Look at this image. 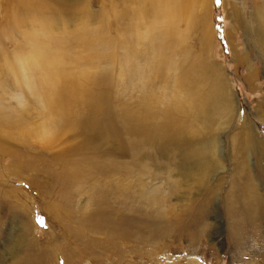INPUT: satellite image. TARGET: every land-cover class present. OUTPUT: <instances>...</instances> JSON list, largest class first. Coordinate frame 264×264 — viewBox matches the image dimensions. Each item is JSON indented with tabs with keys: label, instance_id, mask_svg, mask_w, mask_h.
Segmentation results:
<instances>
[{
	"label": "rangeland",
	"instance_id": "obj_1",
	"mask_svg": "<svg viewBox=\"0 0 264 264\" xmlns=\"http://www.w3.org/2000/svg\"><path fill=\"white\" fill-rule=\"evenodd\" d=\"M56 1L66 8L43 13L41 27L28 16L4 29L0 10V264H264V0H208L206 47L198 0L188 1L194 25L182 20L175 33L148 0ZM37 51L55 64L32 65ZM60 97L66 116L55 126ZM77 118L85 131L71 129ZM141 118L180 128L173 160L212 142L219 168L190 181L185 163L176 170L141 145ZM243 119L257 151L237 148ZM146 154L162 167L145 171ZM69 166L88 177L63 186ZM139 176L157 192L113 196L115 182L132 188ZM244 190L259 200L252 218L239 213L255 200Z\"/></svg>",
	"mask_w": 264,
	"mask_h": 264
},
{
	"label": "bare ground",
	"instance_id": "obj_2",
	"mask_svg": "<svg viewBox=\"0 0 264 264\" xmlns=\"http://www.w3.org/2000/svg\"><path fill=\"white\" fill-rule=\"evenodd\" d=\"M127 1V0H126ZM130 1V0H128ZM142 3L144 2V0H140ZM140 1H136L135 3L139 6L141 3ZM189 0H148L147 2L150 4L151 6V11L152 13L156 14L160 11V8H162L165 12H166V15H165V18L164 20H166L165 24L168 26V28L170 29V32H173L175 33V25L177 23H179L180 21L184 20L186 22H188V27H192V19H191V11H190V8H191V5L189 6V3H188ZM224 1V0H223ZM116 0H109L108 1V6L113 8L115 7L114 5L116 4L115 3ZM208 3L209 1L208 0H198L197 1V10H198V13H199V22L200 25L203 30H202V41L203 44H205V47H206V43H207V40L208 39V35L209 33L205 32L204 31V26L206 25V22H207V14H208ZM225 3V2H224ZM122 4V2H121ZM144 4H147V3H144ZM124 5V4H123ZM136 5V6H137ZM0 6H1V12L3 13V16L2 18H5L9 15V18L7 19V23L6 25L4 26V29H14L15 27L19 26L20 23H21V19L25 18V17H28L30 16V18L32 19L33 22H35L36 24H38L40 27H41V23H39L38 19H40L42 16H44L43 13H49L50 14V17H52V12H53V7H58L60 9H65L66 7L63 6L61 3H58L56 0H0ZM75 6L78 8H80L82 5H78V4H75ZM117 6V5H116ZM134 6V5H133ZM143 6V5H142ZM131 7V6H130ZM188 7V8H187ZM133 9V8H132ZM149 9V8H148ZM235 9V8H234ZM233 9V10H234ZM67 11H65V14H68L67 12L69 10H71V13L73 11V9H66ZM124 10V9H123ZM138 10V9H137ZM111 11V10H109ZM194 11V10H193ZM135 12V11H134ZM138 12V11H137ZM111 15V14H110ZM237 16V15H236ZM235 17V16H234ZM47 18V17H46ZM236 18V17H235ZM48 19V18H47ZM190 25V26H189ZM44 26V25H42ZM208 34V35H207ZM263 47H264V43H263ZM264 50V49H263ZM40 51V50H39ZM34 52L36 53L35 56L33 58H30L29 59H32L30 62L32 65H38L39 66H48L49 64H55L53 62H48L49 61V56L43 52ZM31 55V54H30ZM17 56V55H16ZM33 56V55H32ZM15 58V57H14ZM37 58V60H36ZM17 59V58H16ZM41 62H45V63H42L40 64ZM240 63H244L243 60H240L239 61ZM22 64V62L20 63ZM23 66V65H22ZM19 67V66H18ZM209 69H211L209 66H207ZM42 68V67H41ZM56 71H58V68H55ZM55 69L53 70L54 73L55 72ZM211 72V70H210ZM59 74H57L58 76ZM58 78V77H57ZM219 78L215 81V80H212V78L209 79L210 81V84H209V88H214V86H216V84H218L219 82ZM248 79L251 78V75H249L247 77ZM215 79V78H214ZM207 81H208V77H207ZM60 91H63V90H60ZM216 91V90H215ZM224 94L222 88L220 87L219 88V91H218V95H219V104H220V98L221 96ZM58 101H59V106H60V111H59V114H58V118H55L53 119V124L55 123L56 121V125L55 126H58L59 125V120H61L62 116H66V111L64 109V105H63V102H64V99L62 97L58 98ZM133 115V114H132ZM153 115V114H152ZM262 116V118L260 117H257L259 118V123H262L264 124V117L262 114H260ZM249 116V115H248ZM129 119V118H128ZM135 119V118H134ZM143 120H138L136 122H140V126L139 128H136L135 130H133L135 133H138L137 135H141L143 137V139H141V141H139L141 143L142 146L144 147H149V151L152 153V152H159V153H155V154H160L161 155V159L162 160H170L172 159L170 156H169V153H168V150H173V151H177L175 150V148L177 147V144H178V135L181 133V130L180 128L178 127H172V124L170 125L172 127V129L169 127V125H167L166 120H173L171 118L167 119V118H141ZM84 119H81V118H77V120L75 121L74 124H72V127L71 129H75L77 130L78 127L77 126H80V127H84L85 124H87V121L86 122H80V121H83ZM159 123H158V122ZM118 123L120 124H124V123H121V121H117ZM128 122L129 121H126L127 124H125V127L128 128ZM171 122V121H169ZM175 122V121H173ZM178 122V121H177ZM117 123V124H118ZM177 124V123H176ZM96 125V124H95ZM93 126L92 130L90 131V135H91V138H90V141L93 142V138L95 136H98L97 135V130L95 129L96 126ZM66 126H70L68 125V123L66 124ZM135 126V125H134ZM178 126V124H177ZM111 127V126H110ZM21 128V127H20ZM70 128V127H69ZM68 129V128H67ZM66 129V130H67ZM113 130V128H111ZM129 129V128H128ZM240 129L241 131L239 132V134H237V137H238V142H237V148H241L242 151H246L247 147L250 148V149H253V150H258L259 146L261 147V144L260 142L256 139L255 137V133L256 131L254 132V125H252L250 122H248L246 119H243L242 122H241V126H240ZM84 130V128H83ZM132 130V129H130ZM85 131V130H84ZM68 132V130H67ZM67 132H64V135L61 136L60 138V143H65L66 140H67ZM129 132V131H128ZM87 133V132H86ZM165 133H169V134H165ZM22 133H20V136H21ZM133 135V134H132ZM168 136V138H167ZM24 137V136H23ZM131 137V136H130ZM236 137V138H237ZM131 140V139H130ZM205 141H203V143H206V141L208 140L207 138L204 139ZM134 141V140H133ZM122 142V141H121ZM168 143H171L170 145H168ZM188 143V144H187ZM186 144H183V146L187 147V148H193L194 145L190 144L191 141H187ZM212 142H210L207 146L204 147V145H200L198 144V147L195 148V152H190V151H186V150H181L179 153H177L176 155L178 156L179 154L181 155V158L180 156L175 158L173 160V162L171 163V167H174L176 170L180 167L179 165H183L184 163L186 164V167L184 168H179L180 170L183 169V172H184V175L191 181H195L197 183L198 179L200 176H207V175H211L214 170L216 168H219L218 166V162L217 160L214 158V152H213V145L211 144ZM118 146L121 145L120 142L117 143ZM135 145H138V144H135ZM182 147V146H181ZM258 148V149H257ZM153 149V150H152ZM92 152L94 153V151H92L91 149H85V152ZM183 151V152H182ZM237 151V150H236ZM21 152V151H20ZM149 152V154H150ZM29 154H31L30 152H28ZM242 153V152H241ZM23 154H27V153H23ZM48 154V153H47ZM140 154H143L144 153H140ZM149 154H146V156H148ZM243 154V153H242ZM35 157H36V154H34ZM92 155V154H91ZM94 156V154L92 155ZM138 158L139 155L137 156ZM26 158H29V157H26ZM260 158V157H259ZM144 159H145V155H144ZM148 163L149 165L147 166V164H145L144 166V169L145 171L147 170L148 171V168L152 167L153 170H159V168H161L162 166H157L158 161L157 160H153V157L150 155L148 156ZM146 160V159H145ZM161 160V161H162ZM243 162V161H242ZM261 162V161H260ZM134 163L133 161H129L127 163H125V168H130L132 166H134ZM188 164V165H187ZM18 166L17 169H21V170H30L31 167H23L19 164H16ZM139 165V164H138ZM242 165V164H241ZM163 166H165L163 164ZM243 166V165H242ZM155 167V168H154ZM182 167V166H181ZM70 171L68 172V177L67 179L62 183L63 186H66L68 187L70 183L74 182V181H78L80 180L81 178V175L83 176H87L89 174H85V173H78L75 168L73 167H70ZM118 170H120L119 168H117ZM115 171V169H112V172ZM179 172V171H178ZM147 175V174H146ZM126 176L130 178V175L129 173H126ZM145 176V175H144ZM143 176H139V179L136 180V186L133 185V187L131 188V185L132 183L127 181V183L125 184V188H121L119 189L120 187H124L123 185H120L118 184L117 182H115L116 184H114V187H117L115 190H114V197H117V198H122V199H125L126 197V194H128V188H129V192L131 190V193H129L131 196H135L133 190L135 187H139L141 188V190L139 188H137V193L140 192V193H144V192H147L148 193V196H150V194H153L155 192H157V186L154 187V188H151L150 190L147 189L148 187H145V184H143L141 181ZM126 178V177H125ZM185 178V179H187ZM184 179V181H185ZM119 180V179H118ZM124 180V179H123ZM132 181V180H131ZM188 182V180H186ZM124 183V182H123ZM182 183H179L176 182L175 185H176V188L177 186H180ZM78 185V184H77ZM119 186V187H118ZM249 187V186H248ZM112 188V187H111ZM174 187L173 191L171 194H173V196L175 195H180L181 192H178V190ZM69 189V188H68ZM119 189V190H118ZM133 189V190H132ZM248 189V188H247ZM71 190V189H70ZM66 191V190H64ZM213 191V190H212ZM245 193H240V197L241 195L243 194H246V196H251L252 199H255L257 198V195L255 194H252L250 192V190H244ZM67 192V191H66ZM211 192V190L209 191ZM239 190L237 191H234L235 195L233 196V202L235 200H239L240 198L237 196ZM186 193V192H185ZM182 192V194H185ZM67 194V193H66ZM145 194V193H144ZM212 194V192H211ZM154 196V195H152ZM184 196V195H183ZM245 196V197H246ZM60 197V196H59ZM158 198V197H157ZM250 198V197H249ZM153 199V198H152ZM161 199V198H160ZM177 199H179V196L177 197ZM235 199V200H234ZM126 200V199H125ZM154 201L156 199H153ZM240 201V200H239ZM70 202V201H69ZM244 202V201H243ZM114 203V202H113ZM112 203V205H113ZM116 203V202H115ZM261 203V202H260ZM105 204V203H104ZM116 207V205H114ZM111 207V206H109ZM143 207V206H142ZM140 208V207H139ZM260 208L259 206V200L258 199H255L254 202L251 201L249 199V202L246 203V205L242 208H240V212L239 213H244L247 215V217L249 218H252L251 217V213L253 211L257 212L258 209ZM100 209V208H99ZM111 209V208H109ZM115 209V208H114ZM97 211H95L92 216L93 217H97V214H96ZM102 213V212H101ZM117 213V212H116ZM258 213V212H257ZM119 215V214H118ZM78 217V215H76ZM90 216V217H92ZM102 216V215H101ZM90 217H86V219L88 220V218ZM139 219V218H138ZM103 220V219H102ZM85 221V220H84ZM90 221V220H89ZM101 221V219H100ZM106 221V220H105ZM104 220L102 222H105ZM109 222V221H108ZM113 222V221H112ZM107 223V222H106ZM111 223V222H109ZM99 224V223H98ZM108 224V223H107ZM100 225V224H99ZM95 226V225H93ZM103 227V225H101ZM108 226V225H107ZM79 228H82V222H81V227ZM91 228V227H90ZM114 228V227H113ZM98 228L95 227V233L97 234L98 231H96ZM103 229H106L103 227ZM130 229V228H129ZM108 230V228H107ZM111 231V230H109ZM130 231V230H129ZM133 237V236H132ZM105 242V241H104Z\"/></svg>",
	"mask_w": 264,
	"mask_h": 264
}]
</instances>
